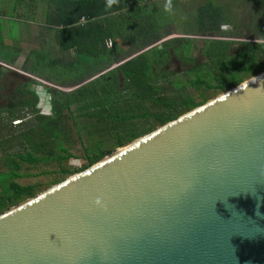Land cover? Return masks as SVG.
<instances>
[{
  "label": "water",
  "instance_id": "water-1",
  "mask_svg": "<svg viewBox=\"0 0 264 264\" xmlns=\"http://www.w3.org/2000/svg\"><path fill=\"white\" fill-rule=\"evenodd\" d=\"M0 264H264V72L0 214Z\"/></svg>",
  "mask_w": 264,
  "mask_h": 264
},
{
  "label": "trees",
  "instance_id": "trees-1",
  "mask_svg": "<svg viewBox=\"0 0 264 264\" xmlns=\"http://www.w3.org/2000/svg\"><path fill=\"white\" fill-rule=\"evenodd\" d=\"M147 1L151 0H117L111 6H108V0L50 1L54 9L44 17V23L47 28L50 26L60 28L54 33L56 47L60 54L65 50H72L74 62L66 66L65 71L59 60L51 57L50 49L45 45L41 52L36 53L35 49L26 53L21 70L58 87L74 88L67 93L50 89L54 97L50 99V116L47 117L37 115V111L34 110L38 96L29 90L28 83L23 84V91H16L18 100L5 108L4 112L9 121L17 118L13 111L16 108L19 110L27 108L28 113L34 114V119L24 123L16 135L9 137L24 153L13 152L8 156L7 171L0 172V182L4 183L0 191V213L34 196L33 185L21 186L14 182V179L21 177L17 172L18 160L24 163L42 160L59 162L70 157L60 140L64 133V123L59 121V116L64 110L69 112L72 105H75L79 116L92 118L97 129H108L106 124L111 123L109 128L115 137V143L121 145L123 138L131 141L137 137L126 123L130 125L131 122L146 121L151 116L157 120V116L162 115L148 112L145 105L147 101L167 109L173 107L177 112L182 108L187 110L202 104L183 94L172 99H169L172 96L168 99L160 98L157 92L168 88L172 91L176 87L179 90L193 87L222 92L239 83L236 75L239 68L235 59L228 54L230 43L217 40L204 41L202 48L197 50L196 56L201 54L204 58L202 61L198 60V56L192 59L182 57L181 60L189 64L185 73L193 74L192 79H185L183 82L171 81L160 73L153 75L151 71L164 54L178 52L180 55L191 46L192 41L185 38L161 41L173 31L159 29L157 23L150 18H141L131 13V10H137L136 8ZM80 18L85 21L80 23ZM193 23L196 27L193 34L229 35L232 32L221 31L222 26L231 25V22L224 16L222 9L211 5V2L197 8ZM260 28L259 26L256 34ZM107 39L111 40L109 49L105 46ZM158 41H161L160 48L154 46L130 57ZM240 45L242 48L239 49L238 56L243 67L252 73L262 71L264 44L240 43ZM125 46L128 49L124 51ZM18 52L17 48L10 45L9 38H3L0 28V61L11 63ZM128 57L130 58L127 59ZM112 64H116V67L83 83ZM210 69L214 70H211L212 74L209 72ZM41 70L47 75H43ZM64 72H70L68 78H65ZM159 81H163L165 86L157 85ZM30 83L34 84V81ZM25 95H29L32 101L24 98ZM174 116L175 114H169L166 120ZM99 144L100 142H95L85 149L84 158L89 165L109 154L100 151ZM90 150L94 152L89 154Z\"/></svg>",
  "mask_w": 264,
  "mask_h": 264
},
{
  "label": "rangeland",
  "instance_id": "rangeland-1",
  "mask_svg": "<svg viewBox=\"0 0 264 264\" xmlns=\"http://www.w3.org/2000/svg\"><path fill=\"white\" fill-rule=\"evenodd\" d=\"M206 2H211V5L220 7L222 9L224 16L229 19L231 25L226 24L222 26L221 31H232L231 34H193V31L196 28L193 23L194 15L197 13V8L203 6ZM2 4L3 0L0 1V12H5L4 5ZM25 4H28V2H25ZM167 4L168 0H151L142 3L138 8H136L137 10H131L132 15L140 16L141 18H150L156 22L157 26H159V29H171L173 31L171 35L163 38L161 41H169L170 39L179 38H185L189 41H192L191 46L183 53H180V55L178 52H171L168 54L166 53L167 55L164 54V57L159 60V62L151 71L153 75H158L160 73L171 81L183 82L185 79H192L193 74L191 75L185 73L189 64H185V62L181 59L182 57L186 59H192L198 56V60L202 61V55L200 54L196 56V52L202 48L204 45L203 42L207 40L226 41L230 43L228 54L235 59V63H237L239 68L236 74L238 75L239 83H242L257 74L264 72V69L259 73L249 72L243 67V63L238 56L240 53L239 49L242 48L241 45L239 46L240 43L264 44V0H171V7L166 8ZM29 13L30 12H25V15L24 13H20L21 15L18 18L25 19V16L27 18L28 15H30ZM39 19L40 16H34L35 23L40 22ZM42 24H44L43 20ZM15 25H17V23L10 24L9 21L0 18V27H2L3 38L10 37V45L14 48H17L19 51L13 62L5 63L0 61V172L7 171V163L9 159L8 156H11L13 152H18L20 154L24 153V151L17 145L16 142H11L12 138L9 137L13 136L14 134L16 135V133H18L24 126V123L31 122L34 119V114L28 113L27 108L22 110H19L18 108L13 109V111L16 113L15 115H17V118L12 119L11 121L6 118L7 115L4 112L5 108L8 106V104H13L16 102V100H18L16 91H23V84L28 83L27 85L29 86V90L38 96L34 110L37 111V115H42L43 117L50 116L49 103L50 99L54 97L50 90L54 85L21 70L23 57L26 55V53L35 49L36 53L41 52L43 50L41 49L43 46L41 42L44 41V36L52 41L54 40L53 34L45 32L42 29L37 32L38 30H36V28L35 30H25L23 31V34L21 33V30H15ZM19 25V29L23 30L24 28L22 27V24L20 23ZM259 26L261 27V30L256 34L255 32L257 29H259ZM161 41L156 42L152 46L136 54H133L130 57H134L154 46V48H160ZM49 49L51 54L57 53V50L54 47H50ZM126 49H128L126 46L123 47L124 51ZM115 67L116 64H112L109 68L97 75H94L88 80H91ZM211 70H214L210 69L209 72L212 74ZM41 72L43 75H47L44 70H41ZM88 80L83 83H86ZM33 81L34 84L30 83ZM157 85L165 86L163 81H159ZM63 88H61V90H64ZM69 88L71 89V87ZM69 88H66L65 90H69ZM168 89L157 92L158 96L165 99H168V97L172 96L169 98L172 99L176 98L180 94H183L191 96L195 102L202 104L225 92L195 89L193 87L184 88L183 90H179L176 87L172 91ZM24 98L32 101L29 95H25ZM145 105L148 112L162 115L157 116L158 121L151 116V118L146 121H135L131 122L130 125L126 123L127 127H131L129 130L135 132V135L137 136L136 138L146 135L151 131H154L156 128L165 125L175 120L179 116L198 107L193 106V108L187 110L182 108V110L177 112L175 111V108L173 109V107H171V109H167L161 105H152L148 101ZM69 110V112L64 110L63 114L59 116V121L64 123V133L63 136L60 137V140L62 141L63 147L67 148L70 155L69 158L59 162L42 160L36 163H24L20 160L17 161L19 164L17 172L21 174V177L14 179V182L21 186L33 185L34 196L40 194L51 186L63 182L65 179L88 169L91 165H93H89L84 158L85 149L91 146L93 143L100 142L99 150L109 153L107 156L103 157L106 158L132 141H126L123 138L121 145H117L115 143V137L112 136L111 129L109 128L110 125H112L111 123L106 124L108 129H97L95 128L94 120L92 118L81 117L78 115L77 110H75V105H72ZM168 113L171 115L175 114L174 118L166 120V116L169 115ZM2 140L7 141L2 143ZM8 140L10 143H8ZM93 152L94 151L90 150L88 153L91 154ZM3 184L4 183L0 182V191ZM16 205L8 207L0 214L10 208L15 207Z\"/></svg>",
  "mask_w": 264,
  "mask_h": 264
},
{
  "label": "crops",
  "instance_id": "crops-1",
  "mask_svg": "<svg viewBox=\"0 0 264 264\" xmlns=\"http://www.w3.org/2000/svg\"><path fill=\"white\" fill-rule=\"evenodd\" d=\"M0 1H2V0H0ZM50 1L51 0H28V1L27 0H21L20 2H18V0L17 1L16 0H3L2 5H4L5 12L4 11L0 12V18L9 21L10 24H14V23L16 24L17 23V25H15L17 27V28L15 27V30L16 31L21 30V33H23V34H24L23 31H25V30L26 31L33 30V29L35 30V28H36V30H38L37 32H39V30L42 29L45 32L52 33L53 38H54L55 31H58L60 28H55L53 26H50L47 30V28H46L47 26L45 25V23L42 24V20L44 22V17L49 15L51 12H53L54 7ZM25 2H28V4H25ZM25 12L26 13L30 12L29 13L30 15L27 14L28 17L26 18V16H25V19H19L18 17H20V15H21L20 13H24V15H25ZM35 15L40 16V19H39L40 22H37V23L34 22V16ZM20 23L22 24V27L24 28L23 30L19 29ZM37 26H38V28H37ZM0 28L2 30V27H0ZM2 33H3V31H2ZM110 42H111V40H110ZM41 44L43 45L42 47H44L46 45L49 48L54 47L57 50L56 54L50 53V55H51V57L58 59L59 64L63 65L64 68L68 65H71L72 62H74V55H73L72 50H67V51L65 50L64 53L60 54V51L56 47V43L54 42V40L51 41L50 39H47L46 36H44V41L41 42ZM64 68H63V70H64ZM66 69L67 68H65V71H66ZM64 73H65V78H68V76L70 75V72H64ZM52 88L54 90L66 92V93L73 90L72 88L70 89L69 87H65V88H63L64 90H61V87H58L56 85H54ZM66 88H69V90H65Z\"/></svg>",
  "mask_w": 264,
  "mask_h": 264
},
{
  "label": "clouds",
  "instance_id": "clouds-1",
  "mask_svg": "<svg viewBox=\"0 0 264 264\" xmlns=\"http://www.w3.org/2000/svg\"><path fill=\"white\" fill-rule=\"evenodd\" d=\"M117 0H108V6H111L112 4L116 3ZM171 7V0H168V4L166 5V8H170ZM99 202V201H97Z\"/></svg>",
  "mask_w": 264,
  "mask_h": 264
},
{
  "label": "built area",
  "instance_id": "built-area-1",
  "mask_svg": "<svg viewBox=\"0 0 264 264\" xmlns=\"http://www.w3.org/2000/svg\"><path fill=\"white\" fill-rule=\"evenodd\" d=\"M85 20L83 19V18H80L79 19V22L80 23H83ZM105 46H106V48H109L110 46H111V42H110V40L109 39H107L106 41H105Z\"/></svg>",
  "mask_w": 264,
  "mask_h": 264
}]
</instances>
